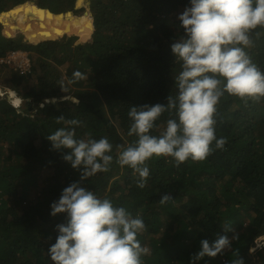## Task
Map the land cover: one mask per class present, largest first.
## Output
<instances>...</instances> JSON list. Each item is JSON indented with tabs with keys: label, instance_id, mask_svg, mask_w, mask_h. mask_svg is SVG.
I'll use <instances>...</instances> for the list:
<instances>
[{
	"label": "trees",
	"instance_id": "obj_1",
	"mask_svg": "<svg viewBox=\"0 0 264 264\" xmlns=\"http://www.w3.org/2000/svg\"><path fill=\"white\" fill-rule=\"evenodd\" d=\"M78 1L0 0V16L23 6L54 16L89 12L94 30L88 42L95 48L110 54L163 53L168 70L162 74L154 66L121 69L113 62L93 61L75 47V36L55 37L47 47L29 41L23 32L17 33L22 38H9L0 23V60L21 51L29 54L33 67L30 74L13 76L0 63V223L29 237L25 243L0 239V264H53L48 249L67 214L51 217V205L73 182L143 219L146 231L138 239L151 252L142 257L144 264H189L201 240L214 241L227 225L232 230L226 234L238 236L232 248L198 264H230L238 256L245 264H264V245L251 253L264 237V98L245 103L225 93L214 117L217 138L227 140L224 149L213 143L206 160L189 159L179 167L171 157L153 156L147 161V184L139 188L133 170L116 162L118 146L137 140L128 135L131 106L167 105L169 95H177L175 77L182 68L171 44L183 35L178 16L190 0H85L81 7ZM252 39L246 51L264 72V27L255 29ZM76 71L85 78L76 80ZM9 92L25 101L27 109L16 107ZM32 116L46 135L71 127L56 122L64 116L82 121L77 139L107 137L113 145L109 171L81 181L82 169L63 159L71 150L49 149ZM170 118L177 119L175 110L165 111L151 134L163 132ZM163 195L173 201L162 205ZM41 210L48 214L35 220Z\"/></svg>",
	"mask_w": 264,
	"mask_h": 264
},
{
	"label": "clouds",
	"instance_id": "obj_2",
	"mask_svg": "<svg viewBox=\"0 0 264 264\" xmlns=\"http://www.w3.org/2000/svg\"><path fill=\"white\" fill-rule=\"evenodd\" d=\"M178 19L183 35L171 44L182 68L175 77L177 95H169L167 105L131 106L128 135H135L137 140L127 147L118 146L116 162L133 170L141 189L149 179L147 161L153 156L171 157L179 167L189 159L206 160L213 152V143L217 149H224L227 140L217 138L214 117L225 93L245 103L264 98V72L246 51L253 46V31L264 27V0H190V6ZM73 75L76 80L85 78L79 71ZM8 97L16 102L14 92H9ZM16 107L23 108L22 104ZM170 110L176 111L177 119H168L165 130L152 135L156 121ZM55 119L58 124L63 122L71 127H61L46 135L40 120L44 132L35 125L54 150H71L63 159L74 169H82L81 181L109 171L113 145L107 137L77 139L76 127L82 121L64 116ZM169 201H173L171 195L160 199L162 205ZM51 209L53 217L67 214V222L56 226L59 234L48 249L53 264H144L142 257L151 254L138 239L146 231L143 219L133 217L125 207L114 206L108 198L98 197L81 182L63 189ZM231 230V225H227L225 234H217L214 241L201 240L200 250L192 255L189 264H198L205 257L216 258L230 250L238 239L226 234ZM230 264H245V260L238 256Z\"/></svg>",
	"mask_w": 264,
	"mask_h": 264
},
{
	"label": "bare ground",
	"instance_id": "obj_3",
	"mask_svg": "<svg viewBox=\"0 0 264 264\" xmlns=\"http://www.w3.org/2000/svg\"><path fill=\"white\" fill-rule=\"evenodd\" d=\"M81 3V0H80ZM24 9L18 8L13 12V18L16 19V24L11 26V31L22 30L28 33L31 41H37L44 47L48 46V42L52 36L54 37H68L71 34H75L81 37L80 42L78 43V47L82 49L85 55L90 57L92 60H96L98 62H115L120 68L134 67V66H154L156 67L162 74H166L168 67L164 62L163 53H158L157 55L145 54L142 52H132L129 55L124 54L123 52H114L107 53L103 51L101 48H95L91 43L88 42L87 34L91 32V21L88 16H84L80 19H72L69 18L67 22H62L61 20H53L50 16L44 18V20H40L38 24L33 25L25 16ZM38 28V30H37ZM6 36L11 38L12 35L9 31H7ZM22 101L16 99V104H22ZM90 110V108H88ZM38 124L39 119L35 118ZM41 126V123L38 124ZM41 128V127H40ZM45 137H47L45 135ZM46 142L49 146H51V142L46 138ZM46 211H39L38 216L42 217L47 215ZM53 217L51 214H49ZM0 239L6 240L11 243H21L28 242L29 237L28 234H18L14 231L7 229L4 225L0 223ZM262 247V241L253 248V251H256Z\"/></svg>",
	"mask_w": 264,
	"mask_h": 264
},
{
	"label": "rangeland",
	"instance_id": "obj_4",
	"mask_svg": "<svg viewBox=\"0 0 264 264\" xmlns=\"http://www.w3.org/2000/svg\"><path fill=\"white\" fill-rule=\"evenodd\" d=\"M80 1V0H79ZM79 1H78V3H79ZM83 1V3H84V1L85 0H81V2ZM83 3L81 4V6L83 5ZM81 6H78V7H81ZM22 9H24V12L26 13L25 14V16H26V18L33 24V25H37L38 24V22L40 21V20H44V18H47V17H51L53 20H61L62 22H67L68 20H69V18H72V19H80V18H82V17H84L85 16V14H84V16H79V15H77V14H75V13H73V12H69V13H67V14H62V15H58V16H54V15H52V14H49V13H47L46 11H44V10H42V9H39V8H37V7H30V6H23L22 7ZM15 10H17V9H15ZM15 10H13V11H11V12H9V13H6V14H4V15H2V16H0V23H2L3 24V32H4V36H6V32L7 31H9L10 33H11V35H12V37H15V36H17V37H19V38H22V34H17V33H19V32H23V33H25V34H27V35H29L28 33H26V32H24V31H22V30H17V31H14V32H12L11 31V26H14L15 24H16V19L15 18H13V12L15 11ZM89 19H90V21L92 22V18L91 17H89ZM93 23V22H92ZM37 30H38V28H37ZM91 33H92V31L89 33V34H87V38L88 39H90V36H91ZM70 37L72 36V37H77V42H76V45H75V47L76 48H79L78 47V43L80 42V40H81V37L80 36H78V35H75V34H71V35H69ZM7 37V36H6ZM11 37V38H12ZM54 36H52L51 37V39L50 40H54ZM16 52H19V51H16ZM132 52H138V51H130V52H128V53H124V54H126V55H129V54H131ZM139 52H142V53H145V54H149V53H147V52H143V51H139ZM84 53V52H83ZM1 61V60H0ZM93 61H96V60H93ZM107 62H111V61H107ZM115 63V62H114ZM116 65H117V63H115ZM118 66V65H117ZM119 67V66H118ZM135 67V66H134ZM133 67V68H134ZM9 68V67H8ZM129 67H127V69H128ZM10 70H12V71H14L13 72V76H17L18 74H17V72L15 71V70H13V69H11L10 68ZM29 87V86H28ZM29 89H30V87H29ZM30 90H33L34 91V88H31ZM4 96V92L3 91H0V98H2ZM15 96L17 97V99H20L19 97H18V95L17 94H15ZM53 101H57V100H53ZM12 102L14 103V105H16V106H18L17 104H16V102L14 101V100H12ZM22 103V102H21ZM32 119H33V121L35 122V124H37V122H36V119H35V117L34 116H32ZM40 122H38V124H39ZM38 126V125H37ZM41 127V131H42V133L44 132V130H43V128H42V126H40ZM40 127L38 126V128L40 129ZM43 140H45L46 141V137L43 135ZM46 145H47V147L48 148H52V146H49L48 144H47V142H46ZM261 241H263L262 242V246L264 245V237L262 238V240ZM260 249V248H259ZM259 249H257L256 251H253V249L251 250V253L254 255Z\"/></svg>",
	"mask_w": 264,
	"mask_h": 264
},
{
	"label": "built area",
	"instance_id": "obj_5",
	"mask_svg": "<svg viewBox=\"0 0 264 264\" xmlns=\"http://www.w3.org/2000/svg\"><path fill=\"white\" fill-rule=\"evenodd\" d=\"M0 63L21 75L30 74L33 70L31 58L27 53L23 52H13L8 57L1 59Z\"/></svg>",
	"mask_w": 264,
	"mask_h": 264
},
{
	"label": "water",
	"instance_id": "obj_6",
	"mask_svg": "<svg viewBox=\"0 0 264 264\" xmlns=\"http://www.w3.org/2000/svg\"><path fill=\"white\" fill-rule=\"evenodd\" d=\"M83 3V1L80 3V1H79V3H78V6H81V4ZM85 16H88V17H91V14L89 13V12H86L85 13ZM77 20V19H76ZM93 22V21H92ZM91 22V25H92V28H91V31H93L94 30V26H93V23ZM29 41H31L30 40V38L28 39ZM78 49H80V48H78ZM82 50V49H81ZM150 54V53H149ZM148 54V55H149ZM153 55V54H152ZM87 56V55H86ZM88 57V56H87ZM88 58H90V57H88ZM101 63H105V62H101ZM135 67H146V66H135ZM129 68H133V67H129ZM121 69H127V68H121ZM23 108L24 109H27V104L25 103V105H23ZM39 219V216H35V220H38ZM33 222V221H32Z\"/></svg>",
	"mask_w": 264,
	"mask_h": 264
},
{
	"label": "crops",
	"instance_id": "obj_7",
	"mask_svg": "<svg viewBox=\"0 0 264 264\" xmlns=\"http://www.w3.org/2000/svg\"><path fill=\"white\" fill-rule=\"evenodd\" d=\"M10 99V98H9Z\"/></svg>",
	"mask_w": 264,
	"mask_h": 264
}]
</instances>
